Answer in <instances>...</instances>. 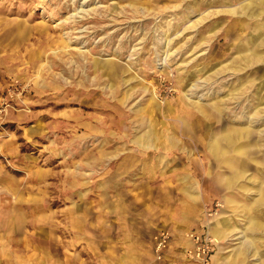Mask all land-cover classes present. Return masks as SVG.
Segmentation results:
<instances>
[{
  "label": "rangeland",
  "instance_id": "1",
  "mask_svg": "<svg viewBox=\"0 0 264 264\" xmlns=\"http://www.w3.org/2000/svg\"><path fill=\"white\" fill-rule=\"evenodd\" d=\"M107 68L122 103L113 113L87 94ZM151 102L170 117H186L187 103L203 150L218 141L223 155L199 150L189 164L178 150L138 147ZM187 169L200 184L198 220L230 219L225 251L249 240L242 264H264V0H0V245L10 262L119 245L121 217L142 226L180 206ZM160 232L170 243L155 230L153 248Z\"/></svg>",
  "mask_w": 264,
  "mask_h": 264
},
{
  "label": "crops",
  "instance_id": "2",
  "mask_svg": "<svg viewBox=\"0 0 264 264\" xmlns=\"http://www.w3.org/2000/svg\"><path fill=\"white\" fill-rule=\"evenodd\" d=\"M241 6L243 9H249L251 7L249 1H245L241 4ZM103 73L108 77V80H101L103 86L100 90L89 89L90 91L87 94L93 96L96 93L99 98L98 101H100V105L102 107L101 109L103 111L107 109L109 113H113L115 109L114 107L111 109V104L121 107L122 103L115 101L112 103V70L107 68L103 70ZM89 81L91 80L89 79ZM100 98H103V100H100ZM180 107L184 110L183 112L186 113V117H183L180 114L170 117L168 116L169 109L167 107L164 106L159 108L155 106L153 102L149 103V108H151L149 109L150 111L145 110L144 112H150L152 116L148 122L146 121L145 127L134 134V141L137 146L142 148L152 147L156 149L161 147L164 150H168V152L169 150L170 152L172 150H178L181 153H184L187 158V163L189 164H193L192 161L194 162L195 160V158H193V154L199 156L197 155L199 150H202L205 156L208 155L209 150L210 152L213 151V156H222L223 150H225L226 146L218 141L211 142L209 150H203L202 146L204 145L203 141L205 139L201 133L196 132L189 126V121L192 119L187 117V103L180 102ZM138 113L135 112V114ZM106 114L103 118L104 120H108L110 118V115ZM165 115L168 116L167 120L163 121L157 118V116L165 117ZM118 120L122 121L121 118ZM159 124H161L162 127H159ZM237 135L240 137L239 133ZM183 138L187 139V143H191V149L179 143V140ZM241 147L242 146L240 144L236 145L235 151L237 154L241 152ZM209 166L207 167L209 170H211L214 166L210 160ZM228 166L230 169H240L243 167V163L241 161L235 162L231 160L228 163ZM201 167L197 169H204ZM188 173H190L189 169H187V176L178 178L181 188L183 189L184 199L180 202V206L176 208L174 212L168 214L167 216L146 215L145 221H147V223L142 226L136 225L132 222L133 218L123 214L125 217H121V219L127 220L129 223L125 228L124 235H122V243L119 245L104 246L102 248H97L95 246L90 247L86 256L77 255L79 252L82 253L81 250H79V252L76 250L70 251L72 253L70 261H65V255L63 253L64 250L62 247L61 256L58 257L56 264H165V260H158L155 258V251L152 242L147 239L152 236L155 230L159 229H167L172 235L166 251L165 259L176 261L178 264H191L185 258V250L191 244L190 240L186 237V234L188 230H201L203 228H206L207 231L219 241L215 245L211 254L212 264H242L246 252L251 249L252 245L248 246L247 241L249 240H247L244 241L241 247L235 251L231 253H227L225 251V246L222 241L229 233L231 226L230 219L222 217L214 219L208 223L198 220L199 205L202 199L199 191L200 184L198 180ZM199 173H201V171H199ZM216 178L220 182L223 189L228 185L227 179L223 176L221 171L218 175H216ZM224 202L225 204L231 205L233 203V198L231 196H225ZM118 216H121V213L118 214ZM246 248L248 249L246 250ZM242 249L246 251H244L241 255L240 261L236 262V252ZM10 253L11 249L8 245H0V264H13V261L10 262L9 260L11 259Z\"/></svg>",
  "mask_w": 264,
  "mask_h": 264
},
{
  "label": "built area",
  "instance_id": "3",
  "mask_svg": "<svg viewBox=\"0 0 264 264\" xmlns=\"http://www.w3.org/2000/svg\"><path fill=\"white\" fill-rule=\"evenodd\" d=\"M186 237L191 244L185 250V258L191 264H212L211 254L217 240L206 228L201 230L189 231ZM155 258L165 260V264H178L176 261L166 260L165 255L169 245V235L166 232H160L155 237Z\"/></svg>",
  "mask_w": 264,
  "mask_h": 264
},
{
  "label": "bare ground",
  "instance_id": "4",
  "mask_svg": "<svg viewBox=\"0 0 264 264\" xmlns=\"http://www.w3.org/2000/svg\"><path fill=\"white\" fill-rule=\"evenodd\" d=\"M241 148H242V147H241ZM241 148H240V149H241ZM216 240H217V238H216ZM217 241H218V240H217Z\"/></svg>",
  "mask_w": 264,
  "mask_h": 264
}]
</instances>
